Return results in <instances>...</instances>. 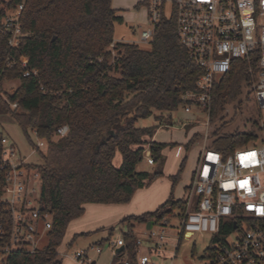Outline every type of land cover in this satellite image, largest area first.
I'll return each mask as SVG.
<instances>
[{"label": "trees", "instance_id": "obj_1", "mask_svg": "<svg viewBox=\"0 0 264 264\" xmlns=\"http://www.w3.org/2000/svg\"><path fill=\"white\" fill-rule=\"evenodd\" d=\"M111 3L112 0L3 3L9 12L21 4L23 9L19 20L22 36L15 48L8 46L10 34L0 24V115H7L19 127L29 148L36 146V139L45 143L44 150L37 153L38 162L31 167L41 177V210L52 216L44 249L34 254L11 252L4 256L3 264H62L57 249L67 226L84 215V206L128 204L136 191L162 176L161 171H137L144 160V149L149 148L155 165L162 161L165 148L176 146L148 142L146 138H152L160 126L140 128L136 124L156 113L158 120L163 115L171 119L184 103V93L196 90L201 70L180 44L173 17L161 20L149 50L114 43L115 25L123 20ZM5 16L0 10V22ZM20 57L28 59V70L36 71L37 77H23ZM250 66L255 69V62L249 65L237 60L230 73L214 83L211 121L221 118L227 107L240 103L244 90L252 84ZM15 80L18 88L10 95L2 94L3 83ZM13 104L16 108L11 107ZM253 124L258 130V123ZM63 126H67V134L56 137V131ZM3 137L0 133V164ZM256 139L253 130L214 133L210 147L226 158ZM116 153L121 155L119 167L113 164ZM184 164L185 159L169 178L172 190L164 204L154 212L119 221L117 226H126L121 237L124 251L114 258L127 254L128 264H137L136 227L145 228L148 222L161 224L169 213L185 210L183 198L176 199L173 194ZM3 185L0 171V196ZM0 226L7 234L9 215L1 200ZM115 227L74 235L66 247L79 238L106 232V237L96 244L102 246L113 237Z\"/></svg>", "mask_w": 264, "mask_h": 264}, {"label": "built area", "instance_id": "obj_2", "mask_svg": "<svg viewBox=\"0 0 264 264\" xmlns=\"http://www.w3.org/2000/svg\"><path fill=\"white\" fill-rule=\"evenodd\" d=\"M167 5L169 17L165 15ZM22 9L23 4L14 10L13 16L6 15L0 22L10 34V48L18 46L22 36ZM170 17L174 18L180 44L201 70L196 90L184 93V103L177 111L196 121L205 120L206 134L214 83L230 73L235 61L243 60L249 65L255 62L256 68L250 66L248 73L261 125L260 136L253 144L260 146L237 150L224 158L219 152L206 150L204 144L183 196L185 210L169 213L161 224H153L144 240L137 239V264H154L153 258H165L169 237L164 229L156 230L155 226L163 228L171 219L180 222L172 258L176 257L183 233H209L212 246L200 257L202 264H264V0H149V28L141 33L140 40L150 43L161 20ZM18 62L24 70L23 77H37L36 71L28 70L26 57H20ZM11 107L16 108V104ZM67 132V126H63L56 131V137ZM1 143L4 185L0 200L9 215V231L6 234L0 226V254H34L39 251L40 235L52 229L51 214L43 212L40 206L41 177L30 160L44 150L45 143L36 139L28 156H22L5 137ZM144 160L149 166L154 164L148 147L144 149ZM111 246L115 256L118 248H124L122 238ZM141 250L145 253L141 254ZM95 253H101L99 246ZM73 259L75 264H95L86 251L76 252Z\"/></svg>", "mask_w": 264, "mask_h": 264}, {"label": "rangeland", "instance_id": "obj_3", "mask_svg": "<svg viewBox=\"0 0 264 264\" xmlns=\"http://www.w3.org/2000/svg\"><path fill=\"white\" fill-rule=\"evenodd\" d=\"M9 1L10 0H0V10H3L6 15L13 16L14 11H6V8L3 5V3ZM148 1L149 0H140L133 4V0H116L115 5L117 6L118 12L123 17V22L115 25L113 34L115 40L136 45L143 50L150 49V43H144L140 40L141 33L149 28ZM169 7V5L166 6V17L170 16ZM146 19L147 23L145 22ZM18 86L19 82L17 80L4 82L1 87V92L2 94L10 95L18 88ZM257 110L259 112L254 97L252 81L251 86L244 90L239 104L236 103L234 106L227 107L221 118L209 121V127L206 134L205 127L203 126L205 120L196 121L192 117L187 119V115L182 111L174 112L171 115V119L168 116L163 115L162 119L158 120L154 114L150 118L139 120L136 126L140 128L163 126L159 127L156 135L158 143L176 144L175 147H167L163 150L162 163L158 162L154 166H148L146 161L143 160V162L137 166V171L139 172H162L161 177L156 179L149 187L144 188L143 190L149 189L159 179L170 181L169 178L176 174L181 162L185 159L181 180L173 191L175 198H181L184 195V187L189 184L191 176L197 168L198 159L204 144L206 150L213 151L210 146L212 144L214 133L222 135L235 130H253L257 137L260 136V112L259 115H257ZM253 122L258 123V130L254 128ZM0 133L9 138L10 142L16 147L17 151L22 156H28L30 148L22 131L7 115H0ZM194 135L197 137L195 138ZM190 140H193V142L188 148H186V145ZM259 146L260 143H254L238 150L258 148ZM30 160L32 163L38 162L35 156H32ZM113 164L115 167L120 166L121 155L119 153H116ZM173 171H175V173L171 175ZM171 190L172 185L169 192L170 194ZM132 199L128 204L132 202ZM126 205H119L121 209H117L116 211H111L110 209L87 211V215L82 221L83 229H92L89 232H94L99 229H108L112 226H116L113 237L102 246H99L101 248V253L99 255L95 253V248L97 247L96 244L106 237V232L94 234L87 238H79L71 247H66L72 237L79 234L75 231L80 229L78 227L80 221L70 223L66 228L62 244L57 249L62 258V264H75L73 255L78 251H86L89 259L94 261L95 264H121L123 261L127 260V254H124L119 258H114V249L111 246V243L116 242L122 237V234L126 232L125 225L117 226L120 220L128 216V214H125V210H128V207H125ZM143 228V225H138L136 227L135 235L137 239L144 238L142 233ZM155 228L156 230L164 229L169 240L167 241L168 248L165 258H153L152 260L154 264H202L200 257H202L204 253L207 252L208 248L212 246L211 235L209 233H183L181 235L176 257L172 258V247L176 244L177 238L179 237V220L171 219L169 220L168 225L163 228L157 225ZM221 237H226L228 240L232 239V236L221 235ZM47 242L46 234L40 235L37 241V248L39 250L44 249ZM143 253H145V251L141 250V254ZM4 260L5 257L0 254V264H3Z\"/></svg>", "mask_w": 264, "mask_h": 264}, {"label": "crops", "instance_id": "obj_4", "mask_svg": "<svg viewBox=\"0 0 264 264\" xmlns=\"http://www.w3.org/2000/svg\"><path fill=\"white\" fill-rule=\"evenodd\" d=\"M137 1H140V0H133V4ZM115 4H116V0H112V3H111L112 8L116 11V15L121 17L123 20V17L118 12L117 6ZM145 22L147 23V19L145 20ZM113 41H114V43H118V42L124 43L120 40H115L114 38H113ZM158 115L159 114L156 113L155 117L157 118ZM186 118L190 119L191 116L187 115ZM160 127H163V126H160ZM158 130H159V128L154 132L152 138H146V140L148 142H157L156 135H157ZM4 137L9 140V138L7 136H4ZM152 166H154V165H152ZM174 173H175V171H173L171 173V175ZM186 187L187 186L184 187L183 194H185V191H186L185 188ZM170 188H171L170 181L159 179L149 189L138 190L134 194L132 202L125 206V207H128V210H125V212H126L125 214H128V216H139V215H142L144 213L154 212L157 208H159L162 204H164L168 200V197L170 195V193H169ZM183 196L181 198H183ZM181 198H176V199H181ZM106 209L107 210L110 209L111 211H116L117 209H121V208L119 207V205H98V204H87V205H85L84 206V215L82 217L72 221V222L80 221V223H82V224H80V223L78 224V227L80 229L78 231H75V232H78L79 234H81V233H85V232L88 233L89 231L92 230V229H83L82 228V226H83L82 221L86 217L87 211H100V210H106ZM122 215H119V216H122ZM147 231L148 230H146V228H143V232H142L143 236H144L143 240L145 239Z\"/></svg>", "mask_w": 264, "mask_h": 264}, {"label": "water", "instance_id": "obj_5", "mask_svg": "<svg viewBox=\"0 0 264 264\" xmlns=\"http://www.w3.org/2000/svg\"><path fill=\"white\" fill-rule=\"evenodd\" d=\"M152 226H153V222H148L145 228H146V230H150L152 228ZM123 251H124V248L120 247L115 252L117 254V253H122Z\"/></svg>", "mask_w": 264, "mask_h": 264}]
</instances>
